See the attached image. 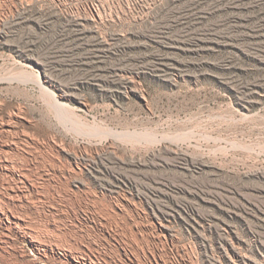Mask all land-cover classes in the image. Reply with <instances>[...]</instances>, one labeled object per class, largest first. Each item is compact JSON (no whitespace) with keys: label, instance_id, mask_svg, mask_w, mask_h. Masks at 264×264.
<instances>
[{"label":"rangeland","instance_id":"rangeland-1","mask_svg":"<svg viewBox=\"0 0 264 264\" xmlns=\"http://www.w3.org/2000/svg\"><path fill=\"white\" fill-rule=\"evenodd\" d=\"M0 264H264V0H0Z\"/></svg>","mask_w":264,"mask_h":264}]
</instances>
